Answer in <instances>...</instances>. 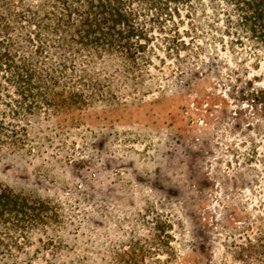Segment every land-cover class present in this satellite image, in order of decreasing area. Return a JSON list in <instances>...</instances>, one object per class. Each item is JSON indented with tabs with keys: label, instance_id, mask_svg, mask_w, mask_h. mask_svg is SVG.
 Segmentation results:
<instances>
[{
	"label": "rangeland",
	"instance_id": "rangeland-1",
	"mask_svg": "<svg viewBox=\"0 0 264 264\" xmlns=\"http://www.w3.org/2000/svg\"><path fill=\"white\" fill-rule=\"evenodd\" d=\"M197 23L177 53L154 40L134 72L97 60L96 95L31 119L0 182L54 214L0 264H117L151 233L171 249L143 264H259L237 249L264 225V53Z\"/></svg>",
	"mask_w": 264,
	"mask_h": 264
},
{
	"label": "trees",
	"instance_id": "trees-1",
	"mask_svg": "<svg viewBox=\"0 0 264 264\" xmlns=\"http://www.w3.org/2000/svg\"><path fill=\"white\" fill-rule=\"evenodd\" d=\"M197 22L213 39L250 45L255 57L264 53V0H0V158L24 149L39 113H59L97 94V60L116 58L134 72L154 40L177 53L185 44L181 26L196 34ZM52 214L49 201L0 182V248L10 250ZM258 228L237 256L264 264V225ZM170 238L131 240L117 264L168 253Z\"/></svg>",
	"mask_w": 264,
	"mask_h": 264
}]
</instances>
